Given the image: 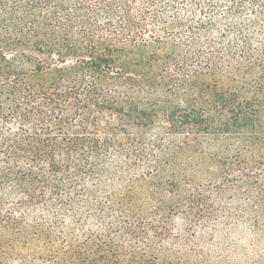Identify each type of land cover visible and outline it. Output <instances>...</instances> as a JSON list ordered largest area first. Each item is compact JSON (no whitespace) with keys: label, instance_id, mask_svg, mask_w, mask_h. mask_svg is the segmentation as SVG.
<instances>
[{"label":"trees","instance_id":"16d2710c","mask_svg":"<svg viewBox=\"0 0 264 264\" xmlns=\"http://www.w3.org/2000/svg\"><path fill=\"white\" fill-rule=\"evenodd\" d=\"M246 222L264 264V0H0V264Z\"/></svg>","mask_w":264,"mask_h":264},{"label":"rangeland","instance_id":"374dc122","mask_svg":"<svg viewBox=\"0 0 264 264\" xmlns=\"http://www.w3.org/2000/svg\"><path fill=\"white\" fill-rule=\"evenodd\" d=\"M202 228L199 225L198 229ZM253 237V230L246 222L239 225L230 244H224L217 238L204 241L169 239L158 245H139L137 249L157 253L156 261L159 258L166 264H259L252 250ZM153 257L148 255V259L153 260Z\"/></svg>","mask_w":264,"mask_h":264}]
</instances>
